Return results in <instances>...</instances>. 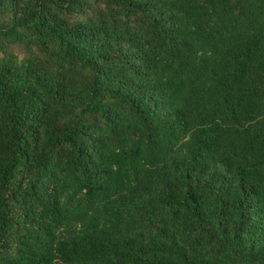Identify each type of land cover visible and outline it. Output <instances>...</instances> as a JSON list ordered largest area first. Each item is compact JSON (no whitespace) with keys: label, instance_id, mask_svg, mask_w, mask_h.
I'll list each match as a JSON object with an SVG mask.
<instances>
[{"label":"trees","instance_id":"trees-1","mask_svg":"<svg viewBox=\"0 0 264 264\" xmlns=\"http://www.w3.org/2000/svg\"><path fill=\"white\" fill-rule=\"evenodd\" d=\"M0 264H264V0H0Z\"/></svg>","mask_w":264,"mask_h":264}]
</instances>
